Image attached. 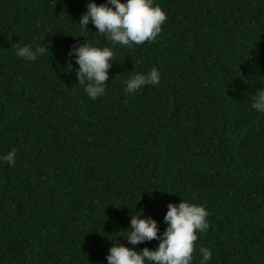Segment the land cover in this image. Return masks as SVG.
Listing matches in <instances>:
<instances>
[{"label": "trees", "instance_id": "16d2710c", "mask_svg": "<svg viewBox=\"0 0 264 264\" xmlns=\"http://www.w3.org/2000/svg\"><path fill=\"white\" fill-rule=\"evenodd\" d=\"M103 3L104 0H94ZM87 0H0V264H106L131 245V215L157 235L169 202L202 204L208 264H264V0H154L167 19L153 41L113 44L78 19ZM113 50L105 93L91 99L66 54ZM44 46L35 61L16 46ZM160 71L131 94L132 74Z\"/></svg>", "mask_w": 264, "mask_h": 264}, {"label": "clouds", "instance_id": "9594fccd", "mask_svg": "<svg viewBox=\"0 0 264 264\" xmlns=\"http://www.w3.org/2000/svg\"><path fill=\"white\" fill-rule=\"evenodd\" d=\"M86 11L83 12L78 24L81 30L91 22L97 33L113 44L131 48L145 41H153L161 32V25L167 19L165 11L154 0H104L97 4L87 0ZM49 52L44 46L33 47L30 44L16 46L15 56L26 61H35L39 56ZM78 67L75 69L77 82L91 99H96L105 93L108 81V69L111 67L113 50L108 46H95L85 41L69 46L66 54ZM160 81V71L153 66L147 72L130 75L124 81V91L131 94L145 85H156ZM251 108L264 113V88H259L251 94ZM16 149L12 148L0 156V161L9 166L15 165ZM163 221L166 227L159 235L157 222L151 216L131 215L126 236L123 238L131 245L157 240L154 249L142 247L139 250L124 244L113 242L105 255L106 264H192L194 241L197 233H203L209 228L206 219L208 212L202 204L180 199L178 203L169 202L166 205ZM199 264H208L211 259V249L199 248Z\"/></svg>", "mask_w": 264, "mask_h": 264}]
</instances>
